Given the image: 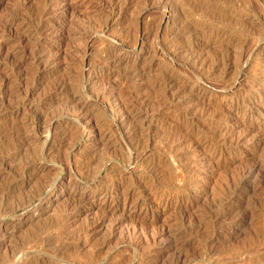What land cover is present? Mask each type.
<instances>
[{
	"label": "rangeland",
	"instance_id": "1",
	"mask_svg": "<svg viewBox=\"0 0 264 264\" xmlns=\"http://www.w3.org/2000/svg\"><path fill=\"white\" fill-rule=\"evenodd\" d=\"M0 264H264V0H0Z\"/></svg>",
	"mask_w": 264,
	"mask_h": 264
},
{
	"label": "bare ground",
	"instance_id": "2",
	"mask_svg": "<svg viewBox=\"0 0 264 264\" xmlns=\"http://www.w3.org/2000/svg\"><path fill=\"white\" fill-rule=\"evenodd\" d=\"M211 9V8H210ZM214 10V11H217V12H220V13H223V9L221 7H212L211 11ZM214 13V12H213ZM223 32V31H222ZM216 34V33H215ZM219 34V32H218ZM222 34V33H221ZM223 35V34H222ZM218 67V66H217Z\"/></svg>",
	"mask_w": 264,
	"mask_h": 264
}]
</instances>
